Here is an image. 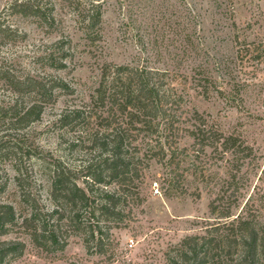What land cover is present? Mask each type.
<instances>
[{"label": "rangeland", "instance_id": "rangeland-1", "mask_svg": "<svg viewBox=\"0 0 264 264\" xmlns=\"http://www.w3.org/2000/svg\"><path fill=\"white\" fill-rule=\"evenodd\" d=\"M11 1L0 0L2 20L16 29L13 39L0 40V66L20 90L28 77L60 78L64 88L54 89V101L36 121L0 120V202L13 204L18 213L26 209L28 194L38 206L51 208L42 160L59 158L73 167L90 151L81 127L62 126L58 117L84 104L104 62L131 63L168 71L183 96L186 127L198 123L197 111L207 126L252 146L255 158L242 170L250 178L245 197L232 213L251 195V213L264 227V0H94L103 9L99 44L82 37L64 0H31L52 12V27L11 10ZM12 88L0 81V103L29 100ZM191 143L187 134L179 138L172 162L158 148L142 151L140 198L121 204L120 221L103 252L88 251L78 235L68 236L63 249L47 251L20 228L1 237L25 243L9 264H166L165 253L183 237L204 234L217 221L209 202L227 162L217 151L202 152Z\"/></svg>", "mask_w": 264, "mask_h": 264}, {"label": "trees", "instance_id": "trees-1", "mask_svg": "<svg viewBox=\"0 0 264 264\" xmlns=\"http://www.w3.org/2000/svg\"><path fill=\"white\" fill-rule=\"evenodd\" d=\"M64 1L82 37L99 44L102 6L94 0ZM8 7L54 25L52 12L39 2L12 0ZM15 32L0 14V40L13 39ZM12 79L1 65L0 81L13 87L19 97L29 99L25 104H19L18 97L15 103H0V120L12 124L28 125L39 119L46 104L54 101V89L64 88L60 78L28 77L20 90ZM182 100L166 70L104 62L84 104L65 110L57 119L62 126L81 127L90 151L73 167L59 158L42 160L51 208L38 206L28 194L23 196L26 209L18 213L13 204L0 202V264L22 255L23 241L1 239L20 228L34 245L47 251L63 249L68 236L78 235L88 251L103 252V242L110 240L111 229L120 221L121 204L127 198H140L136 183L139 155L158 148L161 157L169 153L172 162L178 139L185 134L192 138V147L217 151L227 166L209 202V212L217 221L204 234L183 237L165 253L166 264H264V227L251 213V195L238 214L232 213L245 197L250 178L247 169L242 170L255 158L253 148L237 135L207 126L197 111L198 123L193 121V129L186 127Z\"/></svg>", "mask_w": 264, "mask_h": 264}, {"label": "built area", "instance_id": "built-area-1", "mask_svg": "<svg viewBox=\"0 0 264 264\" xmlns=\"http://www.w3.org/2000/svg\"><path fill=\"white\" fill-rule=\"evenodd\" d=\"M132 241H133V240L131 239V240H130V242H129V245H131V244H132Z\"/></svg>", "mask_w": 264, "mask_h": 264}]
</instances>
